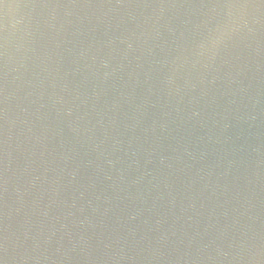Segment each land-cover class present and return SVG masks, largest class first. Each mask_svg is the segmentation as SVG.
I'll list each match as a JSON object with an SVG mask.
<instances>
[{
    "label": "water",
    "instance_id": "obj_1",
    "mask_svg": "<svg viewBox=\"0 0 264 264\" xmlns=\"http://www.w3.org/2000/svg\"><path fill=\"white\" fill-rule=\"evenodd\" d=\"M0 264H264V0H0Z\"/></svg>",
    "mask_w": 264,
    "mask_h": 264
}]
</instances>
